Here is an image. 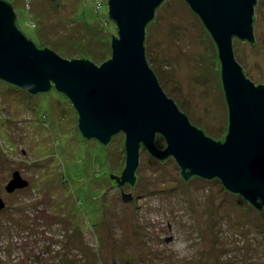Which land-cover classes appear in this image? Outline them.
Listing matches in <instances>:
<instances>
[{
    "label": "rangeland",
    "instance_id": "obj_1",
    "mask_svg": "<svg viewBox=\"0 0 264 264\" xmlns=\"http://www.w3.org/2000/svg\"><path fill=\"white\" fill-rule=\"evenodd\" d=\"M7 1L25 35L59 56L98 64L111 55L116 33L107 0ZM255 12V47L235 38L233 49L258 83L264 0ZM209 37L186 2L166 0L146 27L145 51L164 92L193 124L221 137L226 104ZM77 120L65 95H30L0 80V197L7 205L0 212V264H264V211L216 179L184 182L172 157L159 161L144 148L125 204L108 175L124 168V135L105 149L81 136ZM15 171L28 184L7 192ZM123 191L132 193L129 186Z\"/></svg>",
    "mask_w": 264,
    "mask_h": 264
},
{
    "label": "water",
    "instance_id": "obj_2",
    "mask_svg": "<svg viewBox=\"0 0 264 264\" xmlns=\"http://www.w3.org/2000/svg\"><path fill=\"white\" fill-rule=\"evenodd\" d=\"M183 1L216 47L227 113L223 141L189 120L164 92L146 60V27L166 0H107L108 17L117 35L110 39V57L99 65L86 58H63L48 47L37 46L16 24L12 5L0 0V80L31 95L48 94L52 89L65 95L77 113L78 130L88 142L94 139L108 149L111 139L122 133L124 168L120 175L108 173L118 187L137 184L144 148L159 161L172 157L183 180L193 176L218 179L225 190L261 210L264 83L256 84L245 74L233 49L235 38L256 45L257 0ZM157 135L164 139L162 148L156 145ZM27 184L15 171L5 189L12 192ZM113 187L110 182L109 188ZM134 187L132 193H122L125 204L132 199ZM4 207L0 197V211Z\"/></svg>",
    "mask_w": 264,
    "mask_h": 264
},
{
    "label": "trees",
    "instance_id": "obj_3",
    "mask_svg": "<svg viewBox=\"0 0 264 264\" xmlns=\"http://www.w3.org/2000/svg\"><path fill=\"white\" fill-rule=\"evenodd\" d=\"M98 2H102L101 0H99ZM163 3V2H162ZM11 4V3H10ZM256 5H257V2H256V4H255V6L254 7H256ZM108 6V5H107ZM161 6V5H160ZM159 6V7H160ZM159 7L156 9V11H155V15H154V18H153V20L155 19V17H156V13H157V10L159 9ZM108 19H109V17H108ZM152 20V21H153ZM108 21V20H107ZM109 21H111L110 19H109ZM151 21V22H152ZM254 21H255V15H254ZM114 25H115V23L113 22V21H111ZM150 22V23H151ZM149 23V24H150ZM16 24L18 25V20L16 19ZM148 24V25H149ZM147 25V26H148ZM19 26V25H18ZM19 28H20V26H19ZM115 35L114 34H112L110 37H113V36H116L117 35V28H116V25H115ZM207 33V32H206ZM25 34V33H24ZM207 35L209 36V34L207 33ZM28 38V37H27ZM210 38V37H209ZM29 39V38H28ZM111 39V38H110ZM37 46H39V47H47L46 45H44V44H37L35 41H33ZM213 45H214V43H213ZM110 46V45H109ZM144 46H145V49H146V45H145V42H144ZM214 48H215V52L217 53V51H216V47H215V45H214ZM145 55H146V60H147V62H148V64H149V59H148V57H147V54H146V51H145ZM110 56H108V57H106L103 61H105L106 59H108ZM71 58H73V57H71ZM78 58H86L87 59V57H84V56H80V57H78ZM102 61V62H103ZM102 62H99L97 65H99L100 63H102ZM149 66H150V64H149ZM151 67V66H150ZM244 70V69H243ZM244 72H245V70H244ZM245 74H246V72H245ZM246 77H247V75H246ZM248 78V77H247ZM258 83H260V82H258ZM264 83V82H263ZM257 84V83H256ZM51 91H54L53 89L51 90ZM46 94V93H45ZM31 95V94H30ZM37 95V94H36ZM168 97H170L169 95H168ZM174 100V99H173ZM175 101V100H174ZM176 102V101H175ZM177 104V103H176ZM178 105V104H177ZM178 107H179V109L182 111V109H181V107L178 105ZM195 125V124H194ZM195 126H197V125H195ZM198 128H200L199 126H197ZM226 127H227V120H226ZM204 132H205V134H207L208 136H211V135H209L207 132H206V130L205 129H203V128H201ZM225 134H226V130H225V132L223 133V135L221 136V137H214V136H211L212 138H214V139H216V140H221V141H223V139H224V136H225ZM162 141H164V139L161 137V136H159V135H157L156 136V145L159 147V144L162 142ZM165 143V142H164ZM165 145V144H164ZM102 146V145H101ZM103 147H106V146H103ZM160 148H162V147H160ZM137 183V182H136ZM135 186V185H134ZM134 186H132V187H134ZM131 187V188H132Z\"/></svg>",
    "mask_w": 264,
    "mask_h": 264
},
{
    "label": "flooded vegetation",
    "instance_id": "obj_4",
    "mask_svg": "<svg viewBox=\"0 0 264 264\" xmlns=\"http://www.w3.org/2000/svg\"><path fill=\"white\" fill-rule=\"evenodd\" d=\"M254 23H255V21H254ZM254 28H255V26H253V31H254ZM254 37H255V35H254ZM255 44V43H254ZM253 44V45H254ZM166 160V159H165ZM164 161V160H163ZM179 175H180V171H179ZM180 178H181V176H180ZM194 178H199V177H197V176H193V177H190L188 180H183L184 182H186V181H189V180H192V179H194ZM110 179V178H109ZM200 179H202V178H200ZM202 180H208V179H202ZM210 180H213V179H210ZM217 181H219L218 179H216ZM137 181H138V179H137ZM110 182H111V184L115 187V188H117L118 190H120L121 191V193H127V192H125V191H123V189H124V187L125 186H129L128 184H125V185H123V186H121V187H118L117 186V183H116V181H114V180H110ZM220 182V181H219ZM222 185V184H221ZM130 187V186H129ZM131 188V187H130ZM133 188V187H132ZM17 189H19V188H17ZM21 189V188H20ZM222 189L226 192V193H228V194H232V195H237V194H233V193H231V192H228L227 190H225L224 188H223V186H222ZM122 195V194H121ZM237 196H239V195H237ZM132 197V196H131ZM245 201V200H244ZM246 202V201H245ZM247 204H249V203H247ZM249 206L250 207H252L250 204H249ZM6 207H7V205L5 204V207L0 211V212H2V211H4L5 209H6ZM253 209H255L254 207H252ZM256 211H258V212H263L264 211V207L261 209V210H257V209H255ZM171 240V237H166L165 238V241L166 242H168V241H170Z\"/></svg>",
    "mask_w": 264,
    "mask_h": 264
}]
</instances>
